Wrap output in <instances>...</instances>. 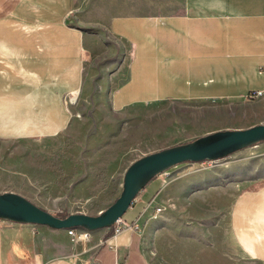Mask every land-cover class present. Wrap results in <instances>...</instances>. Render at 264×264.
Returning a JSON list of instances; mask_svg holds the SVG:
<instances>
[{"label": "crops", "instance_id": "crops-1", "mask_svg": "<svg viewBox=\"0 0 264 264\" xmlns=\"http://www.w3.org/2000/svg\"><path fill=\"white\" fill-rule=\"evenodd\" d=\"M86 28L105 29L121 51L111 78L113 111L163 103L234 106L256 103L260 98L248 99L253 93L264 96V0H0L1 136L32 134L35 123L60 113L64 96H78L91 40ZM259 124L264 118L215 126L190 141ZM186 166L193 165L177 170ZM165 180H151L140 202L153 183L160 189L138 218L123 219L136 222L140 233L106 228L73 242L65 230L0 220V264H151L144 234L164 200L159 191L176 197L188 187ZM228 228L239 253L264 264V184L235 195Z\"/></svg>", "mask_w": 264, "mask_h": 264}, {"label": "rangeland", "instance_id": "rangeland-1", "mask_svg": "<svg viewBox=\"0 0 264 264\" xmlns=\"http://www.w3.org/2000/svg\"><path fill=\"white\" fill-rule=\"evenodd\" d=\"M84 30L91 40L75 101L64 96L60 113L35 123L32 134L0 135V193L19 194L59 218L96 216L119 197L124 173L137 159L190 141L215 126L245 127L264 118V96L256 103L234 106L163 103L113 111L111 78L122 64L119 45L103 28ZM179 166L168 171L165 185L188 182V187L176 197L164 187L159 191L165 193L162 212L151 218L153 226L144 234L151 264H262L235 248L228 214L238 192L264 184V142L203 169L193 165L177 170ZM153 184L142 203L140 192L139 202L123 215L127 223L140 216L160 189ZM2 225L19 226L7 221Z\"/></svg>", "mask_w": 264, "mask_h": 264}, {"label": "water", "instance_id": "water-1", "mask_svg": "<svg viewBox=\"0 0 264 264\" xmlns=\"http://www.w3.org/2000/svg\"><path fill=\"white\" fill-rule=\"evenodd\" d=\"M262 142L264 124H259L243 130L214 132L145 155L127 167L119 197L96 216L73 214L59 218L19 194L0 193V220L65 231L77 229L92 232L111 228L131 208L133 201L147 184L161 173L182 164L217 161Z\"/></svg>", "mask_w": 264, "mask_h": 264}, {"label": "built area", "instance_id": "built-area-1", "mask_svg": "<svg viewBox=\"0 0 264 264\" xmlns=\"http://www.w3.org/2000/svg\"><path fill=\"white\" fill-rule=\"evenodd\" d=\"M263 97L262 92H256L251 94L250 96H248L249 100H256L258 98ZM213 161H204V162H200V163H193L191 165H197L200 169L209 167V165L212 163ZM169 174L168 171H165L163 173H161L160 175H158V177L164 179V178H168ZM137 197L135 198V200L133 201L132 205H135L137 203ZM162 212V207H155L154 211H153V217H156L158 214H160ZM13 224V223H10ZM32 228V230H35L34 228L37 227L36 225H29ZM114 228L115 233H120L124 230H130L133 232H137L140 233L141 232V228L139 227V225L136 222H133L131 224H127L123 218L118 219L115 224L111 227ZM67 235L69 237H71V240L73 242H87L90 240L91 238V232L90 231H86V230H68L66 231Z\"/></svg>", "mask_w": 264, "mask_h": 264}, {"label": "bare ground", "instance_id": "bare-ground-1", "mask_svg": "<svg viewBox=\"0 0 264 264\" xmlns=\"http://www.w3.org/2000/svg\"><path fill=\"white\" fill-rule=\"evenodd\" d=\"M72 100L76 98V94L71 96Z\"/></svg>", "mask_w": 264, "mask_h": 264}]
</instances>
